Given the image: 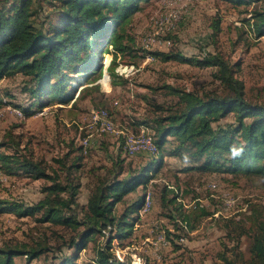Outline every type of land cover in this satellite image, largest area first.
<instances>
[{
	"label": "rangeland",
	"instance_id": "obj_1",
	"mask_svg": "<svg viewBox=\"0 0 264 264\" xmlns=\"http://www.w3.org/2000/svg\"><path fill=\"white\" fill-rule=\"evenodd\" d=\"M6 1L0 0V7ZM54 5V0H35L34 4L40 18L49 14ZM257 7L259 4L237 5L230 0L143 3L124 26L132 39L133 52L115 61L116 73L127 80L125 86H112L108 68L114 59V50L103 44L102 51L107 47L108 51L102 56L97 74L88 76L82 87H76L75 99L84 87L86 91L75 104L72 101L63 105L44 97V108L40 110L24 91L25 78L18 75L1 80L0 143L7 145L1 151L21 157L28 152L35 160L56 169L60 166L58 160L71 164L79 156L83 157L76 175L81 182L78 203L86 206L97 176L105 177L106 170L115 162L125 160L127 167L130 163L139 165L149 161V155L137 153L148 147L145 139L151 136L140 124L153 116L155 105L172 104L176 97L168 93V87L201 94L220 90L212 68L202 69L175 61L164 63L150 52L175 51L199 59L208 52H222L225 58L240 64L238 77L244 82L248 97L264 100V37H255L248 24L251 12ZM165 15L176 18L173 26H169ZM215 21L220 23L218 37H212ZM165 31L173 32L166 36L171 39L168 44L164 43L165 39L161 42ZM155 34L158 35L156 43L149 44ZM72 89L73 83L68 90ZM101 108H107L112 117ZM26 109L30 110L28 115L24 112ZM95 112L101 120H93ZM86 138H89L88 148L82 153L78 149ZM186 165L170 159L158 176L150 179L151 201L148 197L132 234L123 241L115 239L111 251L124 264L129 261L133 264H226L224 258L233 264H250L252 239L248 234H240L239 223L249 228L251 202L264 205V178L184 173L182 169ZM46 184H49L47 180L24 176L21 171L9 174L0 170V202L37 204L45 197ZM163 185L171 187L168 195L177 196L176 206H162L159 189ZM130 202L127 198L120 204L119 213ZM196 204L198 209L194 207ZM174 207L180 210L173 214ZM203 208L213 215H201ZM171 214L176 217L171 218ZM44 230L45 227L37 226L30 217L0 213V248L41 240ZM44 237L55 247H64L50 232ZM89 252L80 254L78 264L90 259ZM43 261L40 259L34 264Z\"/></svg>",
	"mask_w": 264,
	"mask_h": 264
},
{
	"label": "trees",
	"instance_id": "obj_2",
	"mask_svg": "<svg viewBox=\"0 0 264 264\" xmlns=\"http://www.w3.org/2000/svg\"><path fill=\"white\" fill-rule=\"evenodd\" d=\"M147 1L54 0L56 5L42 18L34 6L35 0L6 1L0 7V81L18 75L25 78L24 91L40 110L44 108V97L63 105L72 101L75 104L86 91L84 87L75 99L76 87H82L88 76L97 74L102 56L108 51V47L102 51V46L108 44L114 50L108 68L112 86H125L127 80L115 71L116 59L133 52L132 39L124 26ZM230 1L237 5L259 4L251 12L248 24L255 37L263 38L264 0ZM172 31H165L161 41L170 43L166 36ZM212 31V37L219 36V21L213 23ZM150 53L164 63L175 61L212 68L220 90L201 94L168 87V93L176 97L172 104L155 105L153 116L140 124L151 135L153 152L145 153L151 157L149 161L127 167L125 160L115 162L105 177L97 176L86 206L78 203L81 182L76 175L83 157L71 164L58 160L60 166L56 169L35 160L28 152L23 157L3 153L1 150L7 145L0 143V170L9 174L21 171L24 176L49 182L43 189L44 199L37 204L0 202V213L30 217L37 226L45 227L41 240L0 248V264H34L40 259H44L42 264H78L80 254L88 250L89 255L92 253L90 259L81 264H124L111 251L113 242L132 234L146 200L152 198L148 190L150 179L157 177L170 159L187 164L182 169L184 173L264 178V100L248 97L245 84L238 77L240 64L219 51L208 52L202 59L175 51ZM72 83L74 89L68 90ZM2 105L0 98V108ZM100 110L110 115L107 108ZM24 112L28 115L30 110ZM233 146L242 148L237 157L231 155ZM81 148L78 150L86 153L88 146ZM170 188L163 185L159 189L164 208L168 204L176 206L177 196L168 195ZM127 198L131 202L119 213L118 206ZM194 207L198 209V204ZM174 209L173 214L180 210ZM173 214L169 216L175 218ZM200 214L213 215L204 208ZM248 215L249 228L239 223L240 234L252 239L250 264H264V205L251 202ZM185 223L189 224L188 218ZM48 232L64 247L57 248L45 238ZM224 259L226 264H233Z\"/></svg>",
	"mask_w": 264,
	"mask_h": 264
},
{
	"label": "built area",
	"instance_id": "obj_3",
	"mask_svg": "<svg viewBox=\"0 0 264 264\" xmlns=\"http://www.w3.org/2000/svg\"><path fill=\"white\" fill-rule=\"evenodd\" d=\"M169 17H171V15H165L166 20H169ZM154 39H157V38H156V34H155V36H154ZM161 42H162V41H161ZM92 116H93V120H100V116L98 115L97 112H95V114H93ZM88 139H89V138H86V139L84 140V142L82 143L83 147L88 146ZM150 147H153V146L150 145L149 147H146V149H144L143 152H137V153H147V152L150 153Z\"/></svg>",
	"mask_w": 264,
	"mask_h": 264
},
{
	"label": "bare ground",
	"instance_id": "obj_4",
	"mask_svg": "<svg viewBox=\"0 0 264 264\" xmlns=\"http://www.w3.org/2000/svg\"><path fill=\"white\" fill-rule=\"evenodd\" d=\"M174 20H176V18L175 17H173V19H169V21H168V23H169V26H173L174 24H173V21ZM160 27H162V26H160ZM164 27V26H163ZM167 28V27H166ZM160 29V31H161V29L162 28H159ZM164 34V33H163ZM158 35H156V37H157ZM156 43V41H155V39H151L150 41H149V44H155ZM101 120V119H100ZM146 141H145V144L149 147L150 145H152L153 146V144H152V140H151V138L149 137V136H146V139H145ZM150 149L151 150H153V147H150Z\"/></svg>",
	"mask_w": 264,
	"mask_h": 264
},
{
	"label": "clouds",
	"instance_id": "obj_5",
	"mask_svg": "<svg viewBox=\"0 0 264 264\" xmlns=\"http://www.w3.org/2000/svg\"><path fill=\"white\" fill-rule=\"evenodd\" d=\"M241 152H242V148H237V147H235V146H233V147L231 148V155H232L233 157H237V156H239V155L241 154Z\"/></svg>",
	"mask_w": 264,
	"mask_h": 264
},
{
	"label": "water",
	"instance_id": "obj_6",
	"mask_svg": "<svg viewBox=\"0 0 264 264\" xmlns=\"http://www.w3.org/2000/svg\"><path fill=\"white\" fill-rule=\"evenodd\" d=\"M105 78H109V75L105 74Z\"/></svg>",
	"mask_w": 264,
	"mask_h": 264
}]
</instances>
